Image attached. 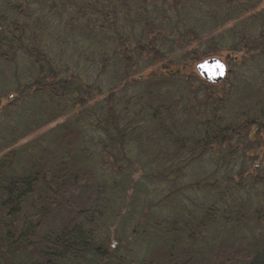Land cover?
I'll list each match as a JSON object with an SVG mask.
<instances>
[{
    "label": "rangeland",
    "instance_id": "1",
    "mask_svg": "<svg viewBox=\"0 0 264 264\" xmlns=\"http://www.w3.org/2000/svg\"><path fill=\"white\" fill-rule=\"evenodd\" d=\"M16 1L11 0V5L7 0H0V13L6 16V20L0 21L2 40L11 38V32L18 33L12 23L25 16L24 8L27 7L17 8ZM63 1L37 0L31 9V20L35 23L42 5L50 7L52 3H57L61 7ZM94 1L66 0L67 7L52 9L48 14L54 20L56 32H60L56 34V45L48 36L45 39L50 41V49H47L48 45H43L44 50L53 56L51 69L56 79L50 88H26L35 81L36 74L24 54L23 57L17 55L15 61L0 58V150L14 151L27 164L32 158L35 162L51 163L55 159L60 163L58 159L63 155H68L72 161L71 154L85 150V154L91 155L86 164L87 168L92 169L93 179L71 197L82 206H100L96 207L101 213L96 215L104 225L102 230L110 234L112 247H120V253L127 255V259H141L148 255V259L151 256L152 260H156L160 259V254H164L162 238L174 240L170 233L189 231L193 238L189 246H185L190 252L195 250L198 253L200 262L197 264H215L214 252L210 249L213 242L206 236L210 234L205 235L203 230L200 232L197 224L203 212H209L210 219L214 221L239 220L233 231L243 241L247 237L245 227L255 234H264V133L257 129L250 137L236 138L230 145L210 149L212 151L207 155L187 167L182 168L181 165L191 151L200 150L196 142L204 133L203 124L211 127L215 121L242 124L250 120L246 110L258 103L259 96L255 92L264 87V51L261 47H264V41H257L264 29V0H251L252 7L248 2L245 4L241 1L180 0L177 10L173 5L179 0H125L129 10H132L130 15L134 21L135 14L143 13L145 8L144 15L149 16L148 21L142 20L140 23L125 19L127 7L123 12L120 6L123 0H107L109 6L105 0H102L103 3L98 0L119 19V23L110 21L111 17L104 18L102 13L89 11ZM142 1H146L145 5H141ZM138 3L140 6L136 8ZM80 8L84 10L81 15L77 13ZM212 12H215V17L211 23H216L220 28L213 26L212 30H208L202 24L210 22ZM72 17L83 20L85 31H92L88 38L73 36ZM229 25L233 30L226 27ZM112 27L122 32L132 31V37L144 43L155 37L162 58L152 61L144 54L132 56L135 73L142 76L151 69L168 65L171 59L178 60L180 64L184 62L183 57L190 56L192 52L213 50L210 56L222 58L236 74L229 77L230 83L224 82L215 88L216 94H223L226 101L215 105L202 104L203 89L198 81L183 93L177 90V85H172V91H165L159 101L151 102L149 108L150 113L153 107L159 109L157 117L163 119L162 128L151 122L152 114L142 111L149 103L146 99L140 103L138 115L133 116L129 109L130 101L133 103L138 99V91L148 85H117L116 81L124 80L125 64L115 51V30ZM189 28L197 33L196 42L192 44L184 36ZM221 28L233 32L223 31L218 38ZM34 30L38 37L40 26ZM212 35L214 41L210 40ZM239 35L246 37L247 48L236 44ZM233 44H236L237 50L230 53L231 59H227L226 49ZM196 63L193 62L185 73L193 71L197 74ZM44 77L41 85L50 83L51 77ZM115 85L114 97L121 111L119 128L128 126L127 131L130 128L143 130V149L141 139L134 135L137 130L133 131L131 137L129 133L125 136L121 150L118 147L120 136L112 128H105L107 98ZM18 89L22 94L16 93ZM36 90H42L38 96L33 93ZM14 98L18 99L19 108L15 109L21 117L12 120L19 126L17 132L24 135L19 137L17 143L5 147L3 137L13 126L7 120V104ZM259 123L261 125L263 121L259 120L255 127ZM162 133L167 136H162L161 140ZM140 150H155L163 165L157 166L152 157L146 161V155L140 154ZM3 154L0 152V157ZM63 160L69 161L68 158ZM180 160L181 164L170 167ZM175 168H180L178 173ZM104 182L113 186L110 191L105 190ZM197 182L200 187H189ZM104 202L108 203L107 207L102 206ZM242 213H245V217ZM219 227L223 230L221 234H225L224 238L232 234V230L224 224H219ZM199 235L205 237L203 243L199 241ZM223 244L227 245L223 242L220 248H225ZM141 246H146V253ZM199 252H203L204 256Z\"/></svg>",
    "mask_w": 264,
    "mask_h": 264
},
{
    "label": "trees",
    "instance_id": "2",
    "mask_svg": "<svg viewBox=\"0 0 264 264\" xmlns=\"http://www.w3.org/2000/svg\"><path fill=\"white\" fill-rule=\"evenodd\" d=\"M7 1L11 4V0ZM105 1L107 2L106 5L109 6L110 3H108L107 0ZM228 1L234 3L241 1L245 4L248 2L249 7H252L251 0ZM1 2H3V0H1ZM16 2L18 5L17 8L27 7V9L24 8L25 16L22 20L12 23V27L18 33L15 34L11 32V38L5 40L0 39V58L15 61L17 55L23 57L22 54H24L36 74L35 81L27 85L26 88H35L34 86H38L42 89L50 88L51 83L56 79L54 70L51 69L53 56L51 57L44 50L43 45H48L47 49H50V41L45 39L47 36L54 41L56 45L58 43L56 34L60 32H56L54 20L49 17L48 14L52 9L60 10L68 5H66V0L62 2L61 7H59L57 3H52L50 7H47L45 4L42 5L40 13L37 14L35 23H33L30 13L31 9L35 7L37 0H18ZM100 2H102V0ZM100 2L98 0L92 2V6L88 8L89 11L93 13H102L104 18L111 17L112 19L110 21L119 23V19L113 16L110 11L108 12L106 10L107 7H104ZM142 2L141 5H145L146 1ZM180 3V0L174 2L173 6L176 10L177 5ZM120 6L123 12L125 11L124 7H127L125 11L127 12L125 16L127 21L132 23H140L142 20L148 21L149 16L144 15L145 8L143 13L135 14L136 21H134V18L132 19L130 15L132 10H129L128 3L123 0ZM138 6H140L139 3L136 5V8ZM43 10L44 13H42ZM104 11H106L107 14ZM77 13L80 15L83 14V8L78 9ZM0 15H2L0 16V21L6 20V16L4 17L2 13H0ZM214 17L215 12H212L210 22L203 23V28L206 27L208 30H212L213 26L215 29L218 27L220 28L216 23H211ZM115 23L110 24L115 26ZM262 23L264 24V20H262ZM147 25L150 27V24ZM39 26L41 32L37 37L34 29ZM101 27H103V25ZM130 27H132L131 24ZM226 27H231L233 30L231 25ZM106 29H109L108 25H106ZM112 29L115 30V37L113 40V42L116 43L115 51H118V58L125 64L124 80L116 81L117 85L122 86L144 83L148 85L140 92L138 91V99L133 101V103L130 101L129 109H131L133 116L138 115L141 109L140 103L146 99L149 103L142 111H145L149 115L152 114L151 122L162 128L164 126L163 119L157 117V115H159V109L153 107L150 113L149 108L152 105L151 102L159 101L160 96H162L165 91L170 93L173 89L172 85H177V90L183 93L187 92V90L198 81L203 89L202 104L210 103L215 105L226 101V98L222 97L223 94L221 96L216 94L215 88L224 82L230 83L229 77L236 75L232 69H229L226 78L220 84L207 83L193 71L191 73H185L188 67L191 68L193 62L211 57L210 54L214 53L213 50L209 52H192L190 56L183 57L184 62L180 64H178V60L171 59L168 65H161L160 67L151 69L145 76H142L135 73V64L132 59L135 55H139L140 57L142 54L150 57L152 61L162 58L157 49L155 37L150 38L147 43H144L140 39L135 40L132 37V31L122 32L116 30V27H112ZM71 30L73 36L77 35L80 38H88L92 32L91 30L85 31L83 28V20H76V17L71 18ZM221 30L218 38L223 31L230 29L221 28ZM262 30L257 41H264V29ZM152 33L156 36L155 31ZM63 34H65V32H63ZM243 35H239L240 37L236 44L247 48L246 37ZM184 36L188 37L187 41L191 44L196 42L197 33L194 29L189 28ZM210 40L214 41L213 35L210 37ZM236 44L227 47V59H230V53L237 50ZM261 47L264 51V47ZM255 53L257 52L255 51ZM9 55H11V57ZM44 76L51 77L50 83L41 85V80L45 78ZM116 87V85L111 87L107 98L106 113L104 115L105 122L107 123L105 128H112V130L116 132V135L120 136L118 147L123 150L125 136L129 133V137H131L133 131L139 128H130L129 131L126 130L128 126L121 129L119 128L118 123L119 119H121V111L118 108V103L115 100L113 92ZM262 90H264V87L258 88L255 92L259 96L258 103L255 104L253 108L246 110L248 116H250V120L242 124H222V122L219 123L215 121L214 124L212 123L213 125L211 127H205V124L202 123L204 125V128H202L204 133L196 142V147H199L200 150L191 151L185 159V162L182 163L180 160L179 162L171 164L170 167L181 163L182 168L187 167L189 164L207 155L209 151H212L210 149L230 145L231 141L236 138L239 139L244 136L250 137L251 133L257 129H259L261 133H264V91ZM41 91L42 90H36L33 91V93L37 94L35 96H38ZM197 92L196 90V93ZM16 93L22 94V91L18 89ZM19 94H17V96H19ZM17 100V98H14L7 104L9 108L7 111V120L11 121L13 126L7 130L6 135L3 137L6 140L4 143L5 147H8L11 143H17L19 137L24 135H20L17 132L19 126L12 120L17 116L21 117V115L18 114V110L15 109L19 108ZM51 104H53V102ZM141 105L144 106V103ZM52 106H54V104ZM257 107H261V109H257ZM259 120L263 121V123L261 125L259 123L258 127H255V124ZM134 135L141 139L140 146L141 149H143L145 132L143 130H137ZM162 136L165 137L167 135L162 133L160 136L161 140ZM2 151L3 150H0L1 154L4 153L2 157H0V264H197L200 262L198 253H196L195 250L190 252L186 249L185 244L189 246L193 238L192 233H189V231L178 234L170 233L169 235L173 236L171 238L174 240H171L170 237L162 238L161 236L163 239L162 249L164 250V254H160V259L156 260H152L151 256L150 259H148V255H144L141 259H127V255H122L120 253V250L122 251L120 247L118 249L112 247L110 234L102 230L104 225H101L96 215V213H101L97 208L100 206L97 204V207L92 206V204L87 207L82 206L71 197L78 194L80 187L91 183L93 179L92 169L89 167L87 168L86 164L87 159H89L91 155L88 152L89 155L85 154V150H81L80 153L74 155L71 154L72 161H70L68 155H63L58 159L61 161L60 163H57L55 159L51 163L47 161L35 162L32 158L29 164L21 161L14 151ZM157 153L158 152L155 150H140V154L146 155V161L150 160L152 157L157 166L163 165V160L158 158ZM62 158H68L69 161H65ZM179 170L180 168L176 169V173H178ZM162 175L166 177L165 173H162ZM241 175L242 174H239L240 177H242ZM104 184L106 185L104 187L105 190L110 191L111 187H113L112 185L109 186L108 182H104ZM194 186L200 187V183L197 182V184L189 185V187ZM107 204L108 203L104 202L102 206L107 207ZM109 204L112 205V202ZM241 215L245 217V213ZM210 216L211 214L209 212H203V220L200 219L197 224L199 225L200 232L203 230L205 235L210 234L206 236H209L213 242L210 249L214 252L212 256L214 257L213 262L215 264H264V234H255L249 230L250 228L248 229L245 227L244 229L246 230L245 234L247 237L243 241V238L239 239L238 233L233 231L237 228L236 226L238 225L236 224H239V220H233L232 222L231 219L226 221H214L210 219ZM221 223L226 227H229L227 225H232V227H229L232 230L231 235L224 238L225 234H221L223 230L219 227ZM248 225H251V223ZM167 230L169 229H165V231ZM165 231H163V233H165ZM204 238L203 235H199V241L201 243L204 242ZM223 242H226L227 245L225 246L223 244L225 248H220ZM237 242L243 244L236 245ZM141 247L146 253V246ZM199 254L204 256L203 252H199Z\"/></svg>",
    "mask_w": 264,
    "mask_h": 264
},
{
    "label": "water",
    "instance_id": "3",
    "mask_svg": "<svg viewBox=\"0 0 264 264\" xmlns=\"http://www.w3.org/2000/svg\"><path fill=\"white\" fill-rule=\"evenodd\" d=\"M198 75L207 83L219 84L228 74V67L220 57H208L196 63Z\"/></svg>",
    "mask_w": 264,
    "mask_h": 264
}]
</instances>
